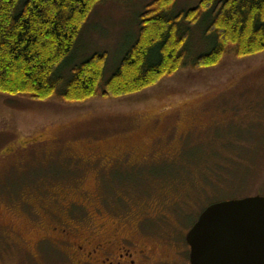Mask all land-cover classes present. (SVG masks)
Instances as JSON below:
<instances>
[{
	"label": "rangeland",
	"instance_id": "1",
	"mask_svg": "<svg viewBox=\"0 0 264 264\" xmlns=\"http://www.w3.org/2000/svg\"><path fill=\"white\" fill-rule=\"evenodd\" d=\"M150 1L97 5L74 62L106 51V80ZM198 2L176 0L174 11ZM201 27L190 26L184 67L131 95L65 103L58 95L39 101L0 92V221L9 225L0 226V264H51L56 252L37 241L69 201L93 222L121 221L125 236L141 219L165 225L152 238V264L165 257L189 264L184 230L204 208L264 196V51H228L217 64L194 68L211 45ZM62 70L58 93L70 77Z\"/></svg>",
	"mask_w": 264,
	"mask_h": 264
},
{
	"label": "trees",
	"instance_id": "2",
	"mask_svg": "<svg viewBox=\"0 0 264 264\" xmlns=\"http://www.w3.org/2000/svg\"><path fill=\"white\" fill-rule=\"evenodd\" d=\"M105 1L0 0V92L39 101L58 95L65 103L137 93L186 65L190 26L197 24L211 45L194 68L213 66L228 51L240 57L264 51V0H199L179 12L176 0H151L104 80L106 51L77 64L75 56L90 15ZM60 67L70 77L58 93Z\"/></svg>",
	"mask_w": 264,
	"mask_h": 264
},
{
	"label": "flooded vegetation",
	"instance_id": "3",
	"mask_svg": "<svg viewBox=\"0 0 264 264\" xmlns=\"http://www.w3.org/2000/svg\"><path fill=\"white\" fill-rule=\"evenodd\" d=\"M105 167L99 165L98 172H107ZM132 185L134 186L133 183ZM61 207V214H54L49 221L48 233L37 241L38 247L56 252L51 264H152V238H156L165 225L141 219L137 222L134 235L125 236L119 228V220L99 222L94 219L93 222L91 214L73 201ZM98 211L101 212V208ZM0 224L6 229L9 228L5 222ZM188 230H184L185 242ZM168 241L175 245L173 237ZM170 260L165 257L155 262L171 264Z\"/></svg>",
	"mask_w": 264,
	"mask_h": 264
},
{
	"label": "water",
	"instance_id": "4",
	"mask_svg": "<svg viewBox=\"0 0 264 264\" xmlns=\"http://www.w3.org/2000/svg\"><path fill=\"white\" fill-rule=\"evenodd\" d=\"M186 242L189 264H264V196L209 204Z\"/></svg>",
	"mask_w": 264,
	"mask_h": 264
}]
</instances>
